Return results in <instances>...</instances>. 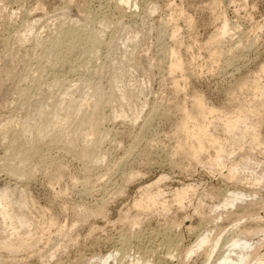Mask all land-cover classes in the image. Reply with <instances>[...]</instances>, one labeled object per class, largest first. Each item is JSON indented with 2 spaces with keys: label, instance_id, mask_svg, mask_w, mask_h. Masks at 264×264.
<instances>
[{
  "label": "rangeland",
  "instance_id": "1",
  "mask_svg": "<svg viewBox=\"0 0 264 264\" xmlns=\"http://www.w3.org/2000/svg\"><path fill=\"white\" fill-rule=\"evenodd\" d=\"M143 19L150 29L145 51L139 40L126 42ZM224 22L233 31L218 42ZM26 29L32 37L39 32L37 39L17 43ZM212 38L216 58L205 46ZM172 49L185 75L168 69ZM4 55L27 75L19 87L32 100L39 88L50 89L58 100L61 83L77 89L75 98L88 85L98 88L103 119L97 132L108 136L91 148L93 158L104 156L103 162L52 143L30 157V178L0 173V190H11L13 200L21 191L29 198L32 222L18 233L28 232L35 241L19 251L0 250V264H218L240 245H233L235 239H247L249 251L255 250L250 264H264V96L255 90L264 84V0H0V60ZM131 64L139 72L132 73ZM142 75L149 82L137 95L143 106L135 117H109L112 107L119 109L117 103L107 105L111 91L118 86L135 91ZM196 96L216 110L208 120L209 135L225 150L211 167L206 163L213 159L212 149H206L202 163L173 153L183 140L173 135L181 120L178 108L191 111ZM90 111L81 109L77 125ZM241 111L253 114L247 124L254 127L255 139L221 130L218 118ZM4 153L0 145V156ZM229 169H235L234 179ZM145 190H158L161 199L139 211L134 203ZM180 191L186 197L178 205L174 194ZM235 192L237 200L226 205ZM10 232L0 224V237ZM202 236L207 244L189 254Z\"/></svg>",
  "mask_w": 264,
  "mask_h": 264
},
{
  "label": "bare ground",
  "instance_id": "2",
  "mask_svg": "<svg viewBox=\"0 0 264 264\" xmlns=\"http://www.w3.org/2000/svg\"><path fill=\"white\" fill-rule=\"evenodd\" d=\"M122 2L129 3V0H122ZM108 24L109 23L104 22V26ZM138 25L139 26L135 34H128L126 36V42L139 40L143 44L142 49L145 51L147 49V40L150 31L148 28L149 25H147L146 20L144 19L138 23ZM30 31L28 33L23 32L24 34L21 33V35H19V33L17 35L18 38L16 37L17 40L14 37L12 38L13 41H17V43L19 42V44H22L24 41L32 37ZM231 31H233V27H231L227 22H224L218 42H221L224 39L223 36L226 33H230ZM37 33L39 32L33 33L32 40L37 39ZM213 40V38L209 39L205 43V46L207 45L206 47L211 50L210 53L212 58H216L218 56V52L215 48H213V46L217 41L214 43V45H212ZM51 41H56V39L53 38ZM14 42L12 46H15ZM5 45L7 47V44ZM17 52L19 53V51ZM170 56L171 60L168 68L170 73L175 74L176 72H181L183 75H185L184 65L182 63V59L179 57L178 51L176 49H172ZM12 61L13 59H10L8 55L3 56V61L0 60V66L2 65L0 67V113L3 112V110H9L8 115H0V145L5 147V153L3 157L0 156V173L4 172L9 176L20 180L30 178L31 174L28 170V161L30 157L36 155L38 150H40L43 146H48L52 143H62L68 148L69 151L79 149L83 158L92 159V161L95 163L103 162L105 158L104 156L93 158L91 152L92 146L103 144V142L106 141L105 139H107V134L99 135L97 132V123L100 122L99 120L102 118V114L100 115L102 110L99 107L101 96L99 89L88 85L78 95V98H75L77 89L75 88L69 90L67 86L65 87V84L61 83L58 85L57 90L59 97L58 100L54 98L50 89H48L46 92H42L40 88L36 89V97L34 100H32L28 97V92L26 91L27 89H24V87L21 89L19 87L24 81L28 79L27 75H25L24 72H20L18 70L19 67H14L13 63L15 62L12 63ZM10 62L13 65H11ZM129 68L132 69V73L139 72L140 69L138 66L132 64L129 66ZM260 69L264 75V66ZM142 76L143 77H140L139 82L134 86L135 91H129L127 89L125 90L121 86H118L116 89L111 91L108 96L107 105L111 106L117 103L119 105V109L115 110V107H112L114 110L112 111V115L109 117L114 120L117 118L133 119L135 117L137 110L143 106V103H140V100H138L139 96L137 95L143 94L145 89L148 88L146 87V84L149 82V78L144 77V75ZM126 79L127 77L123 79L124 84ZM7 82L11 83V85L8 86L10 89L5 88L6 86L4 87ZM55 84L58 83L55 82L52 87L56 86ZM173 86L178 87L177 84H174ZM3 87L4 90L7 89L9 92L4 93L2 91ZM255 88V90L258 91V94L260 93L262 96H264V84L261 87L255 86ZM176 90L178 92L180 91V89L177 88ZM15 91L19 99H14L13 101L11 100L13 98L12 97L10 101L8 99V95L15 97ZM126 92L128 94H126ZM90 94L91 98L94 99L92 103H89L91 98H88V96ZM125 99L128 100V103L126 104H124ZM191 100V111L181 108L182 105H180L178 108L181 113V120L175 126L173 135L180 136L183 138V140H181L175 146L173 153L174 155L187 158L190 162L193 161L196 163H202L201 157L205 153L206 149H212L213 159H209L206 163L211 167L217 163L225 153V150L222 149L221 144L218 142L219 140L209 135L210 122H208V120L209 117L216 113V110H214V108L206 107L199 96H196ZM85 107H90L91 111L86 117L85 122L77 125L76 116L81 111V109H84ZM249 114L250 113L243 111L228 114L226 113L225 116H222V118H218L217 120L220 122L221 130H223L225 134L231 135L239 131L241 135L251 134L255 139L254 127L247 124ZM106 119L109 118L106 117ZM29 135H32L33 137L26 140L27 136ZM234 171L235 169H229V178L234 179ZM160 181L161 179L157 180V182H154L157 184ZM21 192L22 195H20L16 200H13V193H11V190L6 188L0 190V224H3L11 229V232L7 237H0V250L15 252L28 246V248H30V246H32V242H35L33 239L31 241L30 237L28 238L26 236L28 232H25L24 235H19L18 233V231L21 229L25 228L24 230H27L32 222L29 215L31 212H29V198L26 196L24 191ZM160 193L161 192L158 190L154 193H150L149 191L145 190L143 198L134 203L135 208L139 211L150 210L159 203V200L161 199L160 196L162 195ZM238 195L240 194L236 192L233 193V196L226 201V205H233L237 200L236 197ZM185 197L186 192H176L174 194V200L176 202L175 204L181 205ZM159 205L161 206L162 210L166 211L168 209L164 202H160ZM80 209L82 210V208ZM78 210L79 209H77V211ZM98 210L96 212H99ZM92 214L94 215L95 211L90 212L89 215ZM87 216L88 214H86V216L84 215L82 220H84ZM55 221L56 220L52 218L50 220V226L53 224L55 226ZM207 242L208 240L205 236L200 237L199 241L188 249V253H195L196 249L203 248ZM233 243V245H240L234 249L228 250L230 255L223 257L218 264H250L249 258L254 256L256 253L255 250L253 252L249 251V241L247 239H235ZM216 244L217 242H215L214 246H216ZM260 257L261 262H264V256ZM255 259L256 258H251L252 261ZM106 262L107 261L105 260L103 264H106Z\"/></svg>",
  "mask_w": 264,
  "mask_h": 264
}]
</instances>
